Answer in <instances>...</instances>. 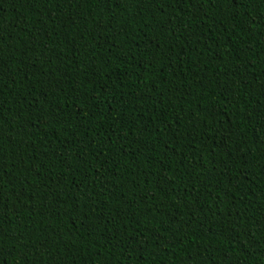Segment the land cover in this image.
Instances as JSON below:
<instances>
[{
  "label": "trees",
  "instance_id": "obj_1",
  "mask_svg": "<svg viewBox=\"0 0 264 264\" xmlns=\"http://www.w3.org/2000/svg\"><path fill=\"white\" fill-rule=\"evenodd\" d=\"M0 264H264V0H0Z\"/></svg>",
  "mask_w": 264,
  "mask_h": 264
}]
</instances>
